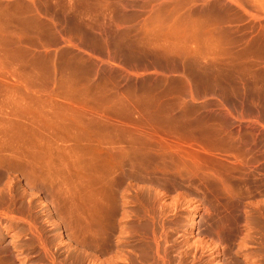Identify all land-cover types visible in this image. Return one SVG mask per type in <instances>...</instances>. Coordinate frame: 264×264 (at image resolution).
Returning a JSON list of instances; mask_svg holds the SVG:
<instances>
[{"label":"rangeland","instance_id":"1","mask_svg":"<svg viewBox=\"0 0 264 264\" xmlns=\"http://www.w3.org/2000/svg\"><path fill=\"white\" fill-rule=\"evenodd\" d=\"M194 13L218 52L191 86L81 51L178 72V54L132 50L179 45ZM263 14L264 0H0V264H264Z\"/></svg>","mask_w":264,"mask_h":264},{"label":"crops","instance_id":"2","mask_svg":"<svg viewBox=\"0 0 264 264\" xmlns=\"http://www.w3.org/2000/svg\"><path fill=\"white\" fill-rule=\"evenodd\" d=\"M201 4V3H200ZM157 15H141L138 19H136V22H145L151 20L152 17H156ZM181 20L184 22L183 25L180 26L179 32L182 35V39L179 42V45H168V46H162V45H153V46H147L142 47V50H132V53H139V54H178V57H176L174 60H177L179 62L180 68L178 72H170V71H163L158 69L157 67H139L137 69H128L124 65L120 64V62L114 58H111L110 56H102L97 55L96 53H93L92 50L87 47L85 44L81 45V51L86 55V57L92 58L94 61L98 63H105L108 65H112L116 68H122L123 70L135 75V76H141V77H147L151 76L153 74L159 75L162 77L167 78H179L180 82L183 85L191 86L193 83V78H201L204 76L206 72L205 64H210L211 61L214 60V57H204V54L213 55L216 54L218 51L214 47H204L199 44L198 37L203 32V15L202 14H188L184 15ZM116 23H119V26H124L122 19H115ZM135 22V21H134ZM187 22V23H186ZM260 54L261 59L260 65L261 67L264 66V14L261 15L260 20ZM233 23H227L225 25L226 29H234ZM211 31H213L212 28H210ZM160 31H164L163 29H160ZM98 38V46L100 49L104 48V39L100 33L95 34ZM60 43L58 47H61L66 44V41L63 40V37L59 35ZM111 49H105V52L110 51ZM116 48L114 47V51ZM229 52H234V48L227 47L226 53L227 55ZM136 70V71H135ZM194 72V74L192 73ZM205 99V98H203Z\"/></svg>","mask_w":264,"mask_h":264}]
</instances>
